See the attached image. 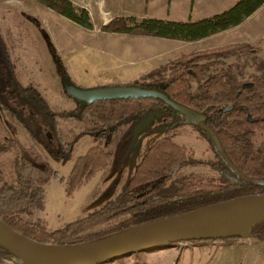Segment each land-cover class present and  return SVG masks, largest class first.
<instances>
[{"label":"trees","instance_id":"1","mask_svg":"<svg viewBox=\"0 0 264 264\" xmlns=\"http://www.w3.org/2000/svg\"><path fill=\"white\" fill-rule=\"evenodd\" d=\"M63 3V9L59 10L61 16L84 29H92L85 9H75L69 1ZM263 6L264 0H239L227 10L197 21L148 18L137 22L130 17V25L115 30H111L108 25L103 27V31L195 43L240 26ZM50 7L56 8L55 4ZM257 52L249 44L240 43L205 53H193L163 65L146 75L144 81L131 85L160 91L169 100L201 113L204 121L192 126L179 112L158 99L118 98L88 103L72 95L65 84V94L77 102V109L72 112H52L32 86L23 87L17 80L10 50L0 33V79L11 83L24 103L18 107L6 100L0 91V110L15 118L42 147L43 152L52 158L68 160L72 145L81 136H90L99 141L76 160L66 178L60 177L57 171L44 163L41 155L32 148L27 150L19 146V155L13 162L17 186L1 184L0 179V220L37 242L73 246L102 241L212 204L263 194L264 186L258 185L257 181H264V149L254 147L252 139L256 131L264 129V64L260 63L257 68L261 73L252 77V87L243 88V83L238 80L243 72H236L231 65L222 61L231 57H250ZM54 55L60 62L55 52ZM27 107L41 114L51 124L53 131L56 129L54 119L57 117L86 122L89 127L70 142L51 134L46 127L42 139L31 128V122L27 121L28 116L33 114L25 112ZM151 113L160 116L157 128L164 130V135L148 148L135 170L126 176L113 200L87 216L52 231L47 229L45 222L31 223L22 218L29 212L30 206L43 209V189L52 180L64 184L65 196L70 198L112 160L114 168L120 170L128 160L133 128ZM86 116L90 119L87 120ZM189 125L196 129L201 139L211 144L215 158L206 165L217 173L216 179L196 175L175 179L183 168L203 165L195 159L192 149L173 142L178 131ZM123 127H127V130L114 152L105 151L101 142L110 141L113 134ZM210 132L217 138L222 153L214 146ZM12 143L11 139H5L0 144V153L8 152ZM115 186L116 181L110 189ZM111 223L115 224L105 231L74 241L82 233ZM246 233L264 240V219L248 224ZM239 234L241 236L219 235L211 241H230L243 236V233ZM14 257L0 245V264H11ZM17 263L25 264L20 260Z\"/></svg>","mask_w":264,"mask_h":264},{"label":"rangeland","instance_id":"2","mask_svg":"<svg viewBox=\"0 0 264 264\" xmlns=\"http://www.w3.org/2000/svg\"><path fill=\"white\" fill-rule=\"evenodd\" d=\"M65 1L75 9H85L92 29L87 30L59 14ZM239 0H0V33L10 50L16 78L23 87L32 86L55 113L72 112L77 102L65 94L64 79L84 89L106 86L132 85L142 82L145 76L163 65L193 53H205L224 45L245 43L258 50L250 57L223 59L236 72H243L239 82H251L257 70L264 64V8L251 18L242 28L213 40L199 44L168 41L147 37L129 36L116 32L103 31L104 26L111 30L130 25L128 19L137 22L142 19L169 21H197L223 12ZM55 4V9L50 7ZM240 40V41H239ZM60 59L62 66L54 55ZM255 59V61H253ZM65 74V75H63ZM194 88L196 85H193ZM0 91L5 99L18 107L24 105L11 83L0 79ZM25 112L31 128L43 139V129L47 127L70 142L89 125L73 118L57 117L56 129L46 122L42 115L31 108ZM86 119H90L86 116ZM160 116L151 113L138 121L133 128V142L127 162L120 170L114 168L112 160L94 178L95 182L83 185L72 197L65 196V186L59 181H50L43 191V209L29 207L22 218L31 223L45 222L49 231L60 229L100 209L119 192L126 176L133 172L148 150L165 131L158 129ZM127 127L118 129L110 141H102L105 151L113 153L125 134ZM151 131V132H150ZM11 139V149L0 153L1 184L16 185L13 162L19 155V146L39 153L44 163L57 171L60 177L69 174L76 160L99 143L93 137L81 136L72 145L68 160L48 156L26 129L8 112L0 110V144ZM256 148L264 149V129L255 132L252 139ZM177 145L194 151L195 159L202 166L183 168L175 179L196 175L202 178H217L218 175L206 164L213 161L215 153L210 143L199 137L192 126L178 131ZM93 180V179H92ZM116 181L114 189H110ZM115 191V192H114ZM114 192V193H113ZM115 223L104 225L78 235L74 240L81 241L87 235L105 231ZM230 241H205L178 243L169 246L150 247L129 256L102 264H264V240H258L246 233L245 226H238L223 232L222 236L240 235ZM241 236V235H240Z\"/></svg>","mask_w":264,"mask_h":264},{"label":"water","instance_id":"3","mask_svg":"<svg viewBox=\"0 0 264 264\" xmlns=\"http://www.w3.org/2000/svg\"><path fill=\"white\" fill-rule=\"evenodd\" d=\"M68 91L75 97L94 103L102 100L158 99L179 114L192 126L204 121V116L182 106L160 92L141 89L131 85L106 86L84 89L64 79ZM251 84H244L248 87ZM211 140L216 149L222 148L212 132ZM264 186V181H257ZM264 219V193L223 201L202 207L181 215L146 224L110 238L90 244L73 246L47 245L30 239L0 220V245L15 257L11 264L22 261L25 264H97L129 256L135 252L159 246L178 243L211 241L223 232L238 226Z\"/></svg>","mask_w":264,"mask_h":264},{"label":"crops","instance_id":"4","mask_svg":"<svg viewBox=\"0 0 264 264\" xmlns=\"http://www.w3.org/2000/svg\"><path fill=\"white\" fill-rule=\"evenodd\" d=\"M135 1H141V0H134V2ZM263 8H264V6L262 7V8H260L254 15H252L250 18H248L243 24H241L240 26H238V27H235V28H233V29H230V30H227V31H225V32H222V33H219V34H217V35H214V36H211V37H209V38H206V39H203V40H201V41H199V42H195V43H197V44H199V43H201V42H203V41H205V40H213L214 38H218L219 36L221 37V36H224V35H227V34H230V32H235L236 30H238L239 28H242L251 18H253L256 14H258L261 10H263ZM165 21H169V20H165ZM235 30V31H234ZM218 36V37H217ZM240 41V40H239ZM242 43V42H241ZM248 42L246 41L245 42V44H247ZM234 44H240L239 42L238 43H234ZM229 45V44H228ZM233 45V44H232ZM224 46H227V45H224ZM251 46V45H250ZM162 134H160V136H159V139L160 138H162ZM158 139V140H159ZM174 141H175V139H174ZM104 171V170H103ZM67 177V176H66ZM65 178V177H64ZM97 178V177H96ZM96 178H93V180H91L87 185H89V184H91L92 182H95L96 181ZM43 191H44V189H43Z\"/></svg>","mask_w":264,"mask_h":264},{"label":"flooded vegetation","instance_id":"5","mask_svg":"<svg viewBox=\"0 0 264 264\" xmlns=\"http://www.w3.org/2000/svg\"><path fill=\"white\" fill-rule=\"evenodd\" d=\"M244 84H251V85L248 86V87H244V86H243V88H250V87H252V85H253L252 82L243 83V85H244ZM65 87L68 89L69 85H66ZM189 126H190V125H189ZM163 131H164V130H163ZM163 135H164V134H163ZM176 136H177V135H176ZM176 136H175V137H176ZM175 137L173 138V142H174V143H175V141H174ZM213 144H214V143H213ZM210 145H211V144H210ZM214 146H215V145H214ZM45 154H46V153H45ZM46 164H47V163H46ZM47 165L50 166L49 164H47Z\"/></svg>","mask_w":264,"mask_h":264}]
</instances>
